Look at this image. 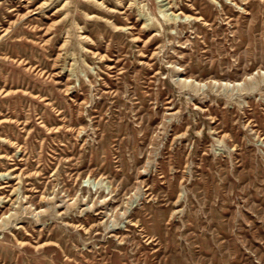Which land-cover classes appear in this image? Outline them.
<instances>
[{
	"label": "rangeland",
	"instance_id": "374dc122",
	"mask_svg": "<svg viewBox=\"0 0 264 264\" xmlns=\"http://www.w3.org/2000/svg\"><path fill=\"white\" fill-rule=\"evenodd\" d=\"M0 264H264V0H0Z\"/></svg>",
	"mask_w": 264,
	"mask_h": 264
},
{
	"label": "bare ground",
	"instance_id": "6f19581e",
	"mask_svg": "<svg viewBox=\"0 0 264 264\" xmlns=\"http://www.w3.org/2000/svg\"><path fill=\"white\" fill-rule=\"evenodd\" d=\"M67 1V0H66ZM46 2V1H45ZM91 16V15H90ZM175 16V15H174ZM6 24V23H5ZM2 176V175H1Z\"/></svg>",
	"mask_w": 264,
	"mask_h": 264
}]
</instances>
